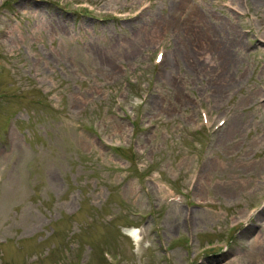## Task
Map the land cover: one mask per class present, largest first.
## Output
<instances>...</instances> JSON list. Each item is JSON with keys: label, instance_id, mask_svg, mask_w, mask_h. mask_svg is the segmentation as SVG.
Here are the masks:
<instances>
[{"label": "rangeland", "instance_id": "obj_1", "mask_svg": "<svg viewBox=\"0 0 264 264\" xmlns=\"http://www.w3.org/2000/svg\"><path fill=\"white\" fill-rule=\"evenodd\" d=\"M0 264H264V0H0Z\"/></svg>", "mask_w": 264, "mask_h": 264}, {"label": "bare ground", "instance_id": "obj_2", "mask_svg": "<svg viewBox=\"0 0 264 264\" xmlns=\"http://www.w3.org/2000/svg\"><path fill=\"white\" fill-rule=\"evenodd\" d=\"M132 235H134V232H132ZM136 236H137V235H136ZM258 238L261 239L260 236H258Z\"/></svg>", "mask_w": 264, "mask_h": 264}]
</instances>
